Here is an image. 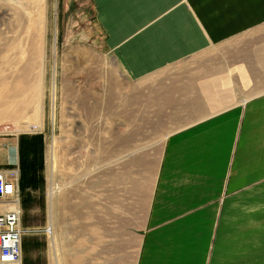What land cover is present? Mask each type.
<instances>
[{
    "label": "crops",
    "instance_id": "obj_1",
    "mask_svg": "<svg viewBox=\"0 0 264 264\" xmlns=\"http://www.w3.org/2000/svg\"><path fill=\"white\" fill-rule=\"evenodd\" d=\"M54 5L65 22L63 37L94 35L97 52L116 55L127 77L143 83L142 96L155 95L159 106L153 117L145 110L140 125L157 141L135 145L161 150L144 207L126 208L145 213L137 226L130 216L125 222L141 243L135 264H264V0ZM78 19L86 22L76 35ZM69 50L83 53L78 62L85 71L87 48ZM131 133L124 138L130 147ZM12 143L0 136L2 170L16 167ZM6 209L0 205V213ZM87 249L81 241L78 264H99V254ZM56 250L48 264L61 263Z\"/></svg>",
    "mask_w": 264,
    "mask_h": 264
},
{
    "label": "rangeland",
    "instance_id": "obj_2",
    "mask_svg": "<svg viewBox=\"0 0 264 264\" xmlns=\"http://www.w3.org/2000/svg\"><path fill=\"white\" fill-rule=\"evenodd\" d=\"M54 1L0 0V136L14 142L13 168L20 169L21 217L31 230L22 238L24 264H48L54 246L60 264H78L81 241L99 264H135L141 243L125 222L130 216L137 226L145 213L126 208L144 207L161 153L135 145L157 141L140 125L145 110L153 117L159 106L155 95L142 96L143 83L127 77L116 55L97 52L94 35L63 37ZM85 22L75 23L76 35ZM71 44L87 48L85 71L83 53ZM86 86L87 95L75 96Z\"/></svg>",
    "mask_w": 264,
    "mask_h": 264
},
{
    "label": "built area",
    "instance_id": "obj_3",
    "mask_svg": "<svg viewBox=\"0 0 264 264\" xmlns=\"http://www.w3.org/2000/svg\"><path fill=\"white\" fill-rule=\"evenodd\" d=\"M19 172V168L0 169V205H7L0 213V264H24L22 238L31 232L21 217Z\"/></svg>",
    "mask_w": 264,
    "mask_h": 264
},
{
    "label": "trees",
    "instance_id": "obj_4",
    "mask_svg": "<svg viewBox=\"0 0 264 264\" xmlns=\"http://www.w3.org/2000/svg\"><path fill=\"white\" fill-rule=\"evenodd\" d=\"M41 153H42V156H43V146H41V149H40ZM43 159H44V156H43ZM43 159H42V162H43ZM43 164V163H42ZM44 165V164H43Z\"/></svg>",
    "mask_w": 264,
    "mask_h": 264
},
{
    "label": "bare ground",
    "instance_id": "obj_5",
    "mask_svg": "<svg viewBox=\"0 0 264 264\" xmlns=\"http://www.w3.org/2000/svg\"><path fill=\"white\" fill-rule=\"evenodd\" d=\"M1 108H2V107H1ZM3 109H4V108H3ZM3 109H2V110H3ZM11 204H12V203H11ZM50 233H51V232H50Z\"/></svg>",
    "mask_w": 264,
    "mask_h": 264
}]
</instances>
